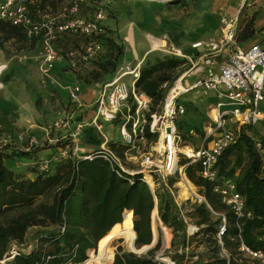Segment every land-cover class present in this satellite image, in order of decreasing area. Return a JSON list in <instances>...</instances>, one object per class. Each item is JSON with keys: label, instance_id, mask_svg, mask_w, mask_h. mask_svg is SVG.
I'll use <instances>...</instances> for the list:
<instances>
[{"label": "trees", "instance_id": "1", "mask_svg": "<svg viewBox=\"0 0 264 264\" xmlns=\"http://www.w3.org/2000/svg\"><path fill=\"white\" fill-rule=\"evenodd\" d=\"M100 4L102 3L97 0H88L83 5L81 14L92 17ZM43 7L38 2L31 7L35 19L45 13ZM105 30L107 33L100 37L104 52L99 59L89 63L91 66L97 64L98 70L88 77H79L87 85L100 81L103 73L116 72L119 61L125 54L124 48L117 44L106 26ZM68 35L70 34L63 37ZM73 35L85 38L83 46L80 45L78 50L81 53L89 38L80 34ZM11 39H16L23 46L29 41L23 27L0 21V41ZM110 50L111 59L105 61ZM61 54L69 59L64 53ZM185 63V59L178 57L157 58L155 62L147 60L137 87L153 99V111L161 109L169 88L185 72L180 69ZM87 64L78 63L79 70ZM4 131L6 130L0 128V260L8 252L10 244L24 242L32 228H41L35 232L34 237L48 243L49 248L23 254L10 264H84L87 260V264H112L115 257L113 242L118 238L123 239L128 248L132 247V252L137 247L139 253H145L151 247L146 245L153 242L152 215L157 206L156 199L159 200L158 207L162 211L164 207L167 208L162 216L163 222L169 227L175 226L176 221L181 224L178 220V207L170 193L161 195L158 191H153L142 180L143 174H128L119 167H113L105 159L102 153L103 137L97 128H86L82 138L83 145L94 150L92 159L85 158L90 156L86 153L82 156L74 154L72 145L65 142V135L61 132H52L49 139L45 140L52 143L51 137L56 138V145L48 149L59 150L46 159H39L38 154L48 150L43 148L44 144H30V134L25 132L20 134L26 140L21 144L16 138L15 141L7 138L4 140ZM257 141L263 142L264 146L260 129L256 126L243 127L238 142L225 150L218 163L220 178L234 181L238 192L245 199V217L241 220L221 202L214 192V185L199 176V163L190 164L188 161L182 164L187 178L203 190V196L211 208L210 210L207 204L201 203L196 205L192 214L196 224L203 226L199 234L209 238L208 244L212 246L208 251L212 255L211 262L206 264H251L248 260H241L242 256L247 257L252 264H262L241 251L242 244L252 251H264V147L263 150H258L255 146ZM110 147L119 153L122 146L111 143ZM64 152H69V155L63 156ZM244 156L245 164L242 165ZM17 161H29L33 164L29 172L33 174V179H27L25 173L9 166ZM45 164L47 167L43 169ZM235 166H241L238 175H233ZM226 170L229 171L226 173ZM81 191L83 195L78 197ZM45 195H50V203L38 204V200ZM113 209L117 212L115 219L104 231L95 233L93 228ZM220 214H224L226 218L223 247L217 240V233L222 225ZM213 216L218 219L213 221ZM61 227H66L64 233L61 232ZM88 233L97 235L98 245L91 243ZM160 245L159 242L155 250ZM141 247L144 248L140 250ZM96 248L89 259V250ZM222 249L227 252L226 257L223 256ZM136 253L118 254L114 264H164L153 257L154 251L150 252V256ZM46 257L50 259L47 260ZM203 258L204 256L194 264H204Z\"/></svg>", "mask_w": 264, "mask_h": 264}, {"label": "built area", "instance_id": "2", "mask_svg": "<svg viewBox=\"0 0 264 264\" xmlns=\"http://www.w3.org/2000/svg\"><path fill=\"white\" fill-rule=\"evenodd\" d=\"M38 1H0V21L23 27L30 40L38 39L42 42L43 54L39 59V71L45 79L55 70L57 61L63 58V54L57 48V41L64 35L80 34L89 38L81 53L71 51L67 55L74 67L78 68V63L89 64L99 59L104 52V44L100 37L107 33L104 22L107 19L108 8L105 3H102V7L88 18L81 14L82 7L88 0H74L67 9L66 18L69 19L60 22L59 17L46 13L40 14L39 19H35L31 7ZM202 59L204 64H211L209 56H204ZM196 73L203 76L193 85L183 86L182 92L178 90L173 94V87L179 82L182 84L187 74L179 77L161 109L153 111V99L137 87L140 71L138 69L121 71L112 82L102 86L95 102L96 116L91 124L81 123L76 126L74 117L63 113L44 130L47 134L61 132L65 136L76 137L81 135L86 127L92 125L96 126L102 135H106L103 133L104 124L118 123L123 144L127 147L125 157H120L112 150L107 135L104 136L106 141L102 146L103 156L113 167H119L123 172L132 175L143 174L142 180L154 191V185L167 183L170 177L182 170L179 166L178 145L181 138L178 122L186 114V107L182 101H179L181 96L195 89H202L205 93L215 92L219 100L216 104L217 115L204 130L201 146L198 149L191 148L190 153L185 155L190 164L201 165L199 176L214 185V192L220 197L221 202L238 220H241L245 217V199L238 192L234 181L220 178L218 163L225 150L238 142L243 127L256 126L260 129L264 140V41L249 48L232 45L229 47L227 60L222 63L219 70L209 68L204 71L203 66L199 65ZM127 76H132V79L128 81ZM81 94L82 87L77 85L70 92L71 100L78 108L85 109L86 105L81 100ZM188 134L195 136V130L191 129ZM154 137H158V142L153 139ZM162 141L164 151L160 149ZM30 144H38V142L35 138H30ZM255 146L258 150H263L264 147L261 141H257ZM79 150L82 149L73 148L74 154ZM68 155L69 152L63 154V156ZM85 158L94 157L90 155ZM46 167L45 164L42 168L46 169ZM182 176L186 189L192 192L199 202L207 204L210 208L205 198L194 193L195 186L184 173ZM131 182L133 183L132 180ZM155 211L158 212L157 218L163 226L158 206ZM219 216L222 217V225L219 227L217 239L223 247L222 237L226 231V218L224 214ZM164 229L167 231V227ZM194 229L199 230L198 227ZM65 231L66 227H61V232ZM13 243L17 246L8 250L0 260V264H10L23 254H31L33 251L37 252L50 246L41 242L36 236L30 243L26 240L22 243ZM241 251L251 259L264 264V251H252L244 244L241 245ZM46 259L49 260L50 257ZM167 264L176 263L168 261Z\"/></svg>", "mask_w": 264, "mask_h": 264}, {"label": "crops", "instance_id": "3", "mask_svg": "<svg viewBox=\"0 0 264 264\" xmlns=\"http://www.w3.org/2000/svg\"><path fill=\"white\" fill-rule=\"evenodd\" d=\"M73 2L74 0L38 1L44 6L43 12L50 10V15L59 17L60 22H66L69 19L66 18L67 9ZM122 2L121 7L117 6L114 9L115 13L120 16V23L116 25L110 20L107 21L110 17L107 15L104 25L108 31L113 32L111 36L116 41L127 46L124 49L125 54L120 59L116 72L103 73L100 81L90 85H87L81 78L98 70L97 64L94 66L88 64L79 70L63 56L57 61L55 70L49 78L45 79L39 71V59L43 54V45L40 40L29 39L24 46L16 39L0 41V128L2 130H14L19 134H24V132L27 134L34 128L43 129L39 124L45 121L53 122L61 114L66 113L67 109H70L69 114L76 118V126L81 123L91 124L96 116L95 102L102 86L112 82L121 71H133L134 69L140 71L148 59L162 58L170 54L171 49L177 55L187 59L198 58L199 61L204 56H220L221 61L215 68L219 70L222 63L227 60L230 46L236 44L249 48L251 45L264 41V0H202L194 13L183 18L175 17L167 3L141 0L135 3L126 0ZM210 22L212 31L208 27ZM225 26L230 29V39L227 41L229 45L226 50L220 48L213 53L197 50L198 42L211 39L223 42ZM79 38L80 36L73 34L60 38L57 42L58 50L64 55H68L71 51L77 52L81 45ZM154 38L160 41L157 50H153ZM188 49L195 53L187 52ZM110 59L111 56L106 57L105 61ZM202 76L201 74L190 80L184 79L181 86L189 87ZM131 79L132 76H127L128 81ZM77 85L82 87L81 100L86 105L85 109H80L72 103L70 92ZM185 95L183 99L187 101V105L182 102L186 107V114L183 117L184 125L187 126L185 127L187 133L191 129L195 130V136H189V134L187 136L192 138V149H198L203 141L204 130L217 115L216 104L219 100L215 92L205 93L202 89L192 90ZM188 115L193 117L192 121ZM88 127L96 128L92 125ZM115 130L112 124L103 126V133L107 136H111ZM111 140L112 143L125 146L121 134L117 139L111 137ZM57 150L59 149L44 150L38 154L39 159H46ZM82 150L85 151L86 148ZM17 165L18 163L14 162L9 166L15 168ZM25 174L27 179L33 176L32 173ZM175 203L178 212L182 215L181 205L177 201ZM196 226L199 230L203 228V226ZM181 236L180 243L186 239L184 233ZM155 240L156 237L153 236V241Z\"/></svg>", "mask_w": 264, "mask_h": 264}, {"label": "rangeland", "instance_id": "4", "mask_svg": "<svg viewBox=\"0 0 264 264\" xmlns=\"http://www.w3.org/2000/svg\"><path fill=\"white\" fill-rule=\"evenodd\" d=\"M97 1H99L100 3H105V5H107L109 7L108 8V16H110V17L107 19V21L110 20L111 22L118 25L120 23V16H119V14L115 13L114 9L117 6L118 7L122 6V4H123L122 0H97ZM126 1L135 3L136 1H139V0H126ZM141 1L156 2V1H148V0H141ZM200 1H202V0H171L169 2H164V3L168 4L170 11L174 14L175 17L183 18V17H188V16H190V14L194 13V11L197 8V6L199 5ZM158 3H161V2H158ZM99 6L102 7V4H100ZM47 11L45 12L46 14H51V13H49L50 10H47ZM208 27H209V30L212 31V23L211 22L208 24ZM224 31H225V33H224L225 38H224L223 42H217L214 39H211V40L205 41V42H198L197 43V45H198L197 50H203V52H205V53L206 52L213 53V52L219 50L220 48L222 50H226V48L229 45L227 41H228V39H230V29H228L225 26ZM109 32H111V31H109ZM111 33H113V32H111ZM212 37H214V35ZM78 41L81 42V45H82V43L85 42V38L81 37L78 39ZM116 42L120 47H123L124 49H126L127 46L125 44H121L118 41H116ZM78 46H79V44H78ZM169 52H171V53L164 56V57H178L180 59L186 60V63L180 68V69L185 70V72L182 73V75H180L179 77L183 76L184 74H187L185 79H189V80H190V78H193L194 76L196 77L197 75H200V74L196 73L197 70L199 69V65L203 66L204 71H206L209 68L215 69L216 65L221 61L220 56L216 57L214 55H211V56H209L211 58V64L206 65L203 63V59L201 61H199L198 58L195 59L194 57H191V59H187L185 57L177 55L175 53V51H172V49ZM187 52L195 53V51H192L190 49H188ZM183 54H185V53H183ZM107 55H108V57H109V55H111V50L107 53ZM156 59L157 58L154 57V58H152V60L150 59V62H155ZM146 64H147V61L145 62L144 66ZM142 69H143V67H142ZM88 76H89V74L85 75V77H88ZM179 77L177 78V80L179 79ZM191 82H193V81L191 80ZM173 86H174V84L169 88V91L171 90V88ZM169 91H168V93H169ZM185 96H186L185 94L182 95L181 99L179 101L184 100L183 98H185ZM182 102L185 105H187V101L184 100ZM69 113H70V109H67L66 114H69ZM213 116H215V114H213ZM188 117H189V115H188ZM189 118L192 121L193 117H189ZM75 120H76V118H74V122H75ZM54 121L49 122V123H47L45 121L42 124H39V126L43 129L34 128L33 130H29V132H28L30 134L29 136L31 138H35L36 141L38 142V144H40V145L44 144L45 146L43 148L48 149V148L56 145V142H55L56 138L54 139L53 137H51L52 143L45 142L46 139H49V136L51 135V133L47 134L44 129L49 127L50 125H52L54 123ZM112 125H114L116 130H115V133H112L111 136L108 135V139L110 140V145L113 142L111 140V137H115L116 139L120 137V128L118 126V123H112ZM185 127H187V126L184 125V120L182 118L178 122V131H179V135L181 138L179 145H178L179 150H180V152H179V166L182 169L181 172L178 171L176 175L169 178L167 183L159 184L156 186L154 185V187H153L154 191H158L161 195H165V193H167V192L170 193L174 202L175 201L179 202V204L181 205V211L183 212L182 215H180V217L178 218V220L181 221V224H178L176 221L175 226L169 227L165 222H163L164 224L162 226L159 219L156 218V211H155L156 208H155V210H154L155 214L153 212V215H152V226H153L152 232H153V236L156 237V240L153 241L154 245L152 246V248L149 251L142 254V256H150V252L154 251L155 254L153 255V257L157 261H160L164 264H167L168 261H173L176 264H194V263H198L202 259L203 256H204V258H203L204 264H206L208 261L211 262V257H212L211 252L208 253V251L211 250V247H212L208 244L209 238L199 234L200 231L199 230L196 231V229H194L195 227H197L196 226L197 221L193 218L192 214L194 213L196 205L201 204L202 202H199L198 198L192 192H189L188 190H186V187H185L183 180H182V178H183L182 173L185 174V171H184L185 166H183L182 164L189 161L188 158L186 157L185 153H190L189 150L192 148V145H191L192 138L187 136L188 133H187ZM73 130L75 131V128ZM81 135H77L76 137L64 136L66 138L65 142H68L72 145L71 149H73L75 147L76 148L79 147L80 149L86 148L85 151L79 150L78 152H76L77 156L78 155L82 156L85 153L87 155L94 154V150L89 149L88 147H85L83 145V142H81V140H82ZM2 136H3L4 140L7 138V140L12 139V141L13 140L15 141V138H16L17 139L16 141L19 144L26 141L24 137H21V135L19 133H16L14 130L4 131ZM55 136H57V135H55ZM102 137H103V141L105 142L106 139H105L104 135H102ZM158 140L159 139L157 137V139H155V141L158 142ZM120 148L121 149H119V153L117 152V154L120 157L124 158L125 152L127 149H125L126 148L125 146H122ZM113 151H115V150H113ZM245 157L246 156H244V161H243L242 165L245 164ZM17 163H18V165L15 166V169H17V171H20L22 173H29L31 170V167L33 165L29 161L28 162L27 161H17ZM233 163H234V159H233ZM135 169L137 170V168H135ZM240 169H241V166L240 167L235 166V169L233 170V175H238L240 173ZM228 171L226 170V173ZM185 176H186V174H185ZM186 178H187V176H186ZM193 185L195 186V188H193L194 193H196L200 197L205 198L203 196V190L201 188L197 187L195 184H193ZM182 187H183V189H182ZM82 195H83V192L81 191V192H79L78 197H80ZM50 200H51L50 195H45L44 197H41L37 203L38 204L50 203ZM156 203H157V206H159V200L158 199H156ZM158 209H159L160 218L162 219L164 210L167 208L164 207L163 211L159 207H158ZM126 212L124 213L123 218H125ZM116 216H117V212L115 209H113L108 216L103 218L100 221V223L93 228V231L95 233L104 231L106 228L109 227V225L115 219ZM134 219H135V214H134ZM216 219H218V217L213 216L212 220L214 221ZM164 227H168L167 231H165ZM198 229H199V227H198ZM38 230H41V228H32L29 230L28 235L25 239L27 243L28 242L30 243V241L33 239V237L35 235V232ZM156 231H157V233H156ZM177 232H179V233H177ZM182 233H184V236L186 237V239L184 242L182 241V243H180L179 241H180V238L182 237L181 236ZM88 238L90 239L91 243L98 245V243H97L98 239H97L96 234L88 233ZM118 239H116L113 242V249L115 252V257H114L112 264H114L116 256L118 254L134 253L131 251L132 247L128 248L126 242L123 239H120V238H118ZM159 242L161 243V245L157 250H155L156 247L158 246ZM13 246H17V244H14L12 242L10 244V248H12ZM146 246H149V245H146ZM10 248H9V250H10ZM143 248L144 247H141L140 250H142ZM96 250H97V248L89 250V252H88L89 259L91 258V252H93V251L95 252ZM134 251L137 253L140 252L137 249V247H136V249H134ZM222 254L225 257L227 256V252H225V250H223V249H222ZM138 255H141V254H138ZM240 259L243 261L248 260V263L252 264V262L247 257L242 256V257H240ZM86 262L84 264L88 263V262L87 263Z\"/></svg>", "mask_w": 264, "mask_h": 264}, {"label": "bare ground", "instance_id": "5", "mask_svg": "<svg viewBox=\"0 0 264 264\" xmlns=\"http://www.w3.org/2000/svg\"><path fill=\"white\" fill-rule=\"evenodd\" d=\"M148 1H156V2H161V3H164V2H169V1H171V0H148ZM153 42H154V49L153 50H157L158 48H159V45H160V41H158V40H156L155 38H154V40H153ZM162 44V43H161ZM182 84L179 82V83H177L176 84V87L174 86L173 87V94L175 93V92H177L178 90L180 91V92H182L183 91V89L184 88H182L183 86H181ZM160 149L162 150V151H164V143H163V141L161 142V145H160ZM187 149V148H186ZM188 151V150H187ZM190 151V150H189ZM183 174V173H182ZM183 186V185H182ZM182 189H183V187H182ZM187 190V189H186ZM157 214H158V212L156 211V218H157ZM137 239V238H136ZM90 264H99V262H93V263H90Z\"/></svg>", "mask_w": 264, "mask_h": 264}, {"label": "water", "instance_id": "6", "mask_svg": "<svg viewBox=\"0 0 264 264\" xmlns=\"http://www.w3.org/2000/svg\"><path fill=\"white\" fill-rule=\"evenodd\" d=\"M154 245V243H152L151 245H149V246H151L149 249H147V251H149L151 248H152V246ZM135 253V252H134ZM136 254H144V252H142V253H136Z\"/></svg>", "mask_w": 264, "mask_h": 264}]
</instances>
